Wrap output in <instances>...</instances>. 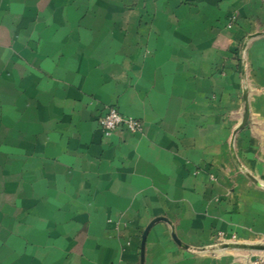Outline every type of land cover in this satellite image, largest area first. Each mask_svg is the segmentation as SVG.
Masks as SVG:
<instances>
[{
	"label": "crops",
	"instance_id": "crops-1",
	"mask_svg": "<svg viewBox=\"0 0 264 264\" xmlns=\"http://www.w3.org/2000/svg\"><path fill=\"white\" fill-rule=\"evenodd\" d=\"M260 33L264 0H0V264H264L188 249L264 239Z\"/></svg>",
	"mask_w": 264,
	"mask_h": 264
},
{
	"label": "built area",
	"instance_id": "built-area-1",
	"mask_svg": "<svg viewBox=\"0 0 264 264\" xmlns=\"http://www.w3.org/2000/svg\"><path fill=\"white\" fill-rule=\"evenodd\" d=\"M98 125L105 137L111 136L117 131H124L130 134H140L143 132V124L137 119L122 115L116 107H108L105 113L98 119ZM221 240L233 242V239H226L221 236ZM264 243V239L260 241ZM264 263V252L259 258Z\"/></svg>",
	"mask_w": 264,
	"mask_h": 264
},
{
	"label": "water",
	"instance_id": "water-1",
	"mask_svg": "<svg viewBox=\"0 0 264 264\" xmlns=\"http://www.w3.org/2000/svg\"><path fill=\"white\" fill-rule=\"evenodd\" d=\"M264 33H260V34H256L255 36L253 37H256V36H259V35H262ZM250 40V38H246V40L244 41V44H243V47H242V55H241V65H242V74L243 76L245 75L246 73V46H247V42ZM248 115H249V110H248V106L246 105L245 108H244V115H243V120H242V123H241V126L242 127L243 125L246 124L247 122V119H248ZM150 226H148L146 228V230L144 231L143 233V237H142V250H143V247H144V241H145V237H146V233L148 231ZM174 236V235H173ZM174 239H176V237L174 236ZM189 250L191 251H199V252H202V251H208V250H225V249H244V250H250V251H264V243H256V244H241V243H236V242H220L216 245H213V246H210V247H207V248H202V249H193V248H188Z\"/></svg>",
	"mask_w": 264,
	"mask_h": 264
}]
</instances>
